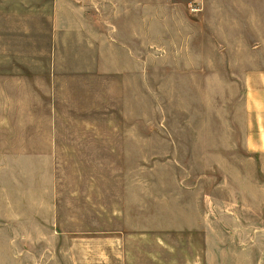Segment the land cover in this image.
I'll return each instance as SVG.
<instances>
[{
    "label": "rangeland",
    "instance_id": "rangeland-1",
    "mask_svg": "<svg viewBox=\"0 0 264 264\" xmlns=\"http://www.w3.org/2000/svg\"><path fill=\"white\" fill-rule=\"evenodd\" d=\"M141 1L119 72L92 28L0 60V264H264V156L243 153L264 0ZM4 33L47 58L45 26Z\"/></svg>",
    "mask_w": 264,
    "mask_h": 264
},
{
    "label": "crops",
    "instance_id": "crops-1",
    "mask_svg": "<svg viewBox=\"0 0 264 264\" xmlns=\"http://www.w3.org/2000/svg\"><path fill=\"white\" fill-rule=\"evenodd\" d=\"M0 0V45L20 46L3 57V61H55V36L57 31H95L98 48L95 68L98 72L121 71L124 61L131 54L134 38L135 0ZM92 7V10H88ZM49 8V9H48ZM143 12L144 1H141ZM220 11V9H218ZM108 15V16H107ZM40 23V24H39ZM49 30V44L41 48L47 58H38L36 44L10 42L6 31H17L20 36H36L35 31L44 27ZM22 31V33H21ZM97 31V32H96ZM33 32V33H32ZM4 39V40H2ZM86 38L84 37L83 40ZM84 42V41H83ZM238 43L249 46V41ZM32 45L34 49H32ZM29 47V48H28ZM6 56V50L3 51ZM244 75V139L243 146L249 158L264 156V67L257 64L259 54H248ZM125 62V63H126ZM253 63V64H252Z\"/></svg>",
    "mask_w": 264,
    "mask_h": 264
}]
</instances>
